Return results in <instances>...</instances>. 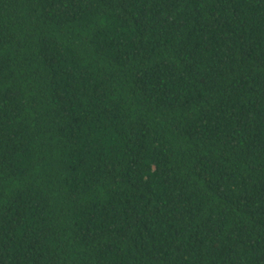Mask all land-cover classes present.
<instances>
[{"label": "trees", "instance_id": "1", "mask_svg": "<svg viewBox=\"0 0 264 264\" xmlns=\"http://www.w3.org/2000/svg\"><path fill=\"white\" fill-rule=\"evenodd\" d=\"M0 264H264V0H0Z\"/></svg>", "mask_w": 264, "mask_h": 264}]
</instances>
